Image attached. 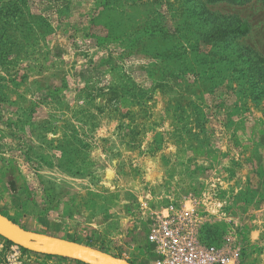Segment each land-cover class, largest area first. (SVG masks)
I'll return each instance as SVG.
<instances>
[{"label": "rangeland", "instance_id": "1", "mask_svg": "<svg viewBox=\"0 0 264 264\" xmlns=\"http://www.w3.org/2000/svg\"><path fill=\"white\" fill-rule=\"evenodd\" d=\"M182 3L0 0V214L151 264L145 232L172 206L229 264H264V98L225 86L229 46L199 43L211 11L264 56V4ZM5 240L0 264L82 263Z\"/></svg>", "mask_w": 264, "mask_h": 264}, {"label": "trees", "instance_id": "2", "mask_svg": "<svg viewBox=\"0 0 264 264\" xmlns=\"http://www.w3.org/2000/svg\"><path fill=\"white\" fill-rule=\"evenodd\" d=\"M219 1H229L242 4L249 2L250 0H183L181 6L197 7L199 5V7H201L204 5L202 3H216ZM261 1L264 4V0ZM207 12L208 17L211 19V24L199 38V43L200 41L212 44L221 43L223 44V46L230 47V51L227 50V52H229L227 55L225 54L223 56H220L215 60L216 64H219L218 68H222L220 69L221 72L225 70L224 68H228V73L224 76L225 79H227L225 86H238V93H241L242 91L244 93V91H246L250 94V97L255 105V103H258L259 100L264 98V56L249 46L239 45L237 43V40L240 37H243L248 33L250 26L247 22H244L241 18L238 17L220 15L218 13L215 14V12L211 11ZM221 72L218 70V73ZM5 243L6 245L13 244L9 240H5ZM20 249L24 253L31 252L30 250L23 247H20ZM42 256L57 257L55 255L47 254H42Z\"/></svg>", "mask_w": 264, "mask_h": 264}, {"label": "built area", "instance_id": "3", "mask_svg": "<svg viewBox=\"0 0 264 264\" xmlns=\"http://www.w3.org/2000/svg\"><path fill=\"white\" fill-rule=\"evenodd\" d=\"M191 213L169 206L154 214L144 235L154 253L151 264H229L220 248L199 240Z\"/></svg>", "mask_w": 264, "mask_h": 264}, {"label": "water", "instance_id": "4", "mask_svg": "<svg viewBox=\"0 0 264 264\" xmlns=\"http://www.w3.org/2000/svg\"><path fill=\"white\" fill-rule=\"evenodd\" d=\"M0 236L35 253L71 258L86 264H132L98 248L23 229L0 214Z\"/></svg>", "mask_w": 264, "mask_h": 264}, {"label": "crops", "instance_id": "5", "mask_svg": "<svg viewBox=\"0 0 264 264\" xmlns=\"http://www.w3.org/2000/svg\"><path fill=\"white\" fill-rule=\"evenodd\" d=\"M19 203L18 199L13 197V200H12V204L13 206L14 205H17ZM37 228H41V229H44L45 230V234H48V235H57V236H60V233H70L68 228H66L65 226H63L60 222V220H57L55 218H43V219H40V221L38 222L37 224Z\"/></svg>", "mask_w": 264, "mask_h": 264}]
</instances>
